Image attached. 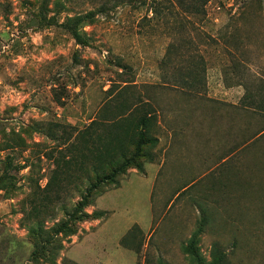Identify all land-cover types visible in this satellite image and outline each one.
<instances>
[{
	"label": "rangeland",
	"instance_id": "rangeland-1",
	"mask_svg": "<svg viewBox=\"0 0 264 264\" xmlns=\"http://www.w3.org/2000/svg\"><path fill=\"white\" fill-rule=\"evenodd\" d=\"M166 2L0 0V264H264V0Z\"/></svg>",
	"mask_w": 264,
	"mask_h": 264
},
{
	"label": "trees",
	"instance_id": "trees-1",
	"mask_svg": "<svg viewBox=\"0 0 264 264\" xmlns=\"http://www.w3.org/2000/svg\"><path fill=\"white\" fill-rule=\"evenodd\" d=\"M121 1H123V0H119V2H121ZM209 1H212V0H190V4L187 6L186 10L188 11V13L197 12L202 6H204V3H207ZM167 2L172 5L173 0H167ZM163 3H165V2L164 1L154 2V5H160L161 6V5H163ZM200 3H201V5H200ZM154 11H155L154 15H158L161 13L159 10L156 11V9H154ZM184 12L187 13L186 11H184ZM82 19H83L82 17H78V18L76 17L75 19H69L68 18L66 20L67 32L72 36V38L74 39V41L78 45H83L80 34L78 33V30L76 28ZM240 107L243 110L249 111V112L254 113L256 115L264 116V86H260L259 88L255 89V90L248 91L246 93V95L242 98L241 103H240ZM151 115L152 114L149 113L147 116L142 117L139 120L140 138H139V142L135 145L136 149H135L134 155L130 159L126 160L116 170L111 171L107 175H105L101 178H97L94 182H90L88 184L84 194L82 195V197L80 198L79 202L76 205V212L77 213L81 214L82 213L81 210L90 205L92 195L95 191H97L101 186H104V185H107V184L113 182L116 175L119 172L129 168L131 163L132 164L136 163V159L143 156L142 155V149L145 146V144H147V142L156 143V144L158 143L157 138H153V139H146L145 138V137H147L146 136V129H147L148 122L150 120ZM257 136H258V138L264 136V127L259 131ZM83 217L88 218L89 216L86 215ZM94 217L97 218L98 214H94ZM197 235H198V232L192 237V239L190 240V242L188 244V254H189L190 264H228L227 259H226V255L219 250V247L217 245H214L212 247L210 261H206L205 259H203L202 256L200 255L198 249L195 246V240H196Z\"/></svg>",
	"mask_w": 264,
	"mask_h": 264
},
{
	"label": "crops",
	"instance_id": "crops-1",
	"mask_svg": "<svg viewBox=\"0 0 264 264\" xmlns=\"http://www.w3.org/2000/svg\"><path fill=\"white\" fill-rule=\"evenodd\" d=\"M170 154H171V153H170ZM178 160H180L179 155H178V156H176V155H175V156H173V155L171 156V161H172V162H178ZM185 161H187V159H185Z\"/></svg>",
	"mask_w": 264,
	"mask_h": 264
}]
</instances>
